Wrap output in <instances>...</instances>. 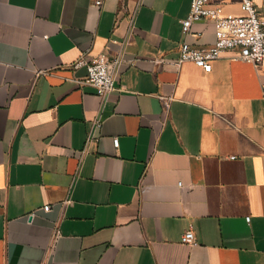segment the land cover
<instances>
[{
    "label": "crops",
    "instance_id": "0c3cea01",
    "mask_svg": "<svg viewBox=\"0 0 264 264\" xmlns=\"http://www.w3.org/2000/svg\"><path fill=\"white\" fill-rule=\"evenodd\" d=\"M94 1L0 0V264H264V62L173 63L190 0ZM82 52L124 59L103 102Z\"/></svg>",
    "mask_w": 264,
    "mask_h": 264
},
{
    "label": "built area",
    "instance_id": "2783aa9c",
    "mask_svg": "<svg viewBox=\"0 0 264 264\" xmlns=\"http://www.w3.org/2000/svg\"><path fill=\"white\" fill-rule=\"evenodd\" d=\"M101 0H95L94 5L99 6ZM240 13H222L220 6L213 0H190V8L185 18L180 20V29L182 40L178 46V56L173 63L179 65L184 61H191L203 69H208L213 60L219 58L226 51H235L233 59H240L251 62L255 65L264 62V18H262L255 6L254 0H239ZM133 18L130 17V22ZM208 21L212 24L214 41L204 46L196 47L187 41V36L192 33V26L196 22ZM124 61L121 55L108 57L105 54H99L94 57H87L82 52L73 63L72 68L79 66L85 67V76L76 79L78 84H87L95 89L96 95L105 101L111 91L115 89V80L120 64ZM44 71H36V73ZM264 93V84L261 86ZM164 111L168 109V97H161ZM100 125V118L96 117L92 121V127ZM91 139L89 133L86 137V143ZM114 147L118 146V138L113 137ZM85 152V147L77 151V158L80 161ZM180 188H184L178 183ZM70 199H65L61 205L69 203ZM50 204L42 206L44 211L50 209ZM35 211H31L28 216H34ZM249 220V217H246ZM59 221L53 222L52 226V243L59 236ZM180 241L193 245L196 243L195 234L191 225L186 228L181 236Z\"/></svg>",
    "mask_w": 264,
    "mask_h": 264
}]
</instances>
